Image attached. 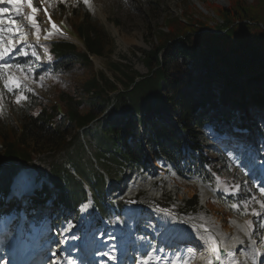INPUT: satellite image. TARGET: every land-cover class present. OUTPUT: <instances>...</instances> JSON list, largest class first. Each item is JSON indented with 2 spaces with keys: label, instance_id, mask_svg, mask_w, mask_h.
I'll use <instances>...</instances> for the list:
<instances>
[{
  "label": "trees",
  "instance_id": "obj_1",
  "mask_svg": "<svg viewBox=\"0 0 264 264\" xmlns=\"http://www.w3.org/2000/svg\"><path fill=\"white\" fill-rule=\"evenodd\" d=\"M227 1L226 6L200 3L217 20L198 7L187 8L183 14L166 19L164 27L153 32L156 38L153 45L140 50L146 73L140 75L126 64L109 60L108 68L117 71L118 77L110 80L100 71L98 75L103 83L94 75L74 89V95L60 91L54 103L64 102V111H60L58 104L46 107L32 100V106L21 112L18 134L0 130V197L7 194L21 166H32L39 174H45L52 183L51 192L46 187L45 190L57 199L54 194L57 183L62 181V186L67 187L64 177L75 179L65 163L70 162L76 172L75 165L79 166L86 151L91 159H85L96 170L93 158L99 169L102 164L108 167L109 161L116 162L114 155L103 154L114 146L122 158L131 162L142 160L144 144L168 159H180V147L184 143L199 149L200 132L196 128L204 123L221 126L219 94L223 82H228L230 70L244 73L253 64V58L243 47L252 45L250 52L264 62V0ZM47 2L53 4L58 14L69 17L83 47L44 29L42 20L35 17L39 34L44 32L49 40L41 45L44 53L41 68L71 72L89 67L90 55H100L108 44L106 35L93 23L81 0ZM32 4L36 9L39 7L37 0H32ZM112 22L117 25L116 21ZM25 91L32 97L31 92ZM110 92H114L113 97L108 96ZM252 102L264 107L261 96L254 95ZM235 103L241 105L239 101ZM109 105L111 108L98 119ZM127 110L138 115L128 114ZM241 124L247 125L245 116H241ZM253 124L254 121L251 128ZM81 128L84 129L78 131ZM28 140L37 148L30 146ZM92 140L97 143L96 149L91 147ZM36 153L39 165L33 163L32 155ZM100 157L104 162L98 161ZM75 181L85 194L81 183Z\"/></svg>",
  "mask_w": 264,
  "mask_h": 264
},
{
  "label": "rangeland",
  "instance_id": "obj_2",
  "mask_svg": "<svg viewBox=\"0 0 264 264\" xmlns=\"http://www.w3.org/2000/svg\"><path fill=\"white\" fill-rule=\"evenodd\" d=\"M41 1L44 8L51 13L53 21L62 25L74 36L75 34L71 28V20L69 17L67 18L64 14H58L52 3H48L46 0ZM81 1L86 10L90 13L93 23L106 35L108 44L100 55H90L91 65L89 67L74 69L71 72H53L49 68H41L43 64V54L37 45L41 39L36 41L37 44L33 41V28L24 20L23 16H17L13 3H10L9 0H0V8L6 10L2 14L5 19L4 27L19 26L22 29L19 35L9 37L13 40L20 39L22 42L17 44L11 53L0 60V65L12 66L10 68L0 69V73H2V77H0V95L3 97V114H0V130L8 129L13 134H18L21 112L25 111V108H28L30 105L32 106V100L35 101L37 105L46 107L51 104H58L60 111H64V102L54 103L60 91L68 95H74V89L81 86L85 80L90 79L94 75L97 77L99 83H103V79L98 75L100 71L105 73V77L110 80H112L113 77H118L119 74L117 71L112 67L108 68L107 64L109 60L117 61L120 64H126L136 70L140 75L146 73L147 69L142 63V54L140 50H148L149 47L153 45L152 40H156L154 35L159 27H164L166 19L183 14L187 8L194 10L195 7H198L200 11L209 14L210 17L212 16L217 20L218 18L209 10H205L200 3L203 2V4L206 5L207 2H210L222 6L228 4L227 0H89L88 4H85L84 0ZM15 2L20 3L22 0H15ZM91 4L97 7L96 13L93 12ZM23 12L27 14L30 13L31 10L25 5ZM38 14L42 19L44 18L42 9L38 10ZM11 20H15L17 24H9L8 21ZM112 21H116L117 25ZM210 23L213 24L214 21H210ZM126 41H128V43H125ZM6 43L7 39L5 40V44ZM251 46L245 45L243 48L244 52L247 53L249 57L253 58L252 66L244 71V73L238 72L237 69L232 68L226 79L228 82H223L224 84H222L220 90V104L218 110L221 111L223 117L221 116L218 122H220L222 118L224 119L222 127L223 133L214 130L210 126H205L200 131L201 141L204 145V156L206 159L212 161L215 168V170L209 167L208 169L206 168L207 174L210 175L211 179H215L217 186H221L232 193L242 194L244 202H247L248 208V214H246L245 218L249 221L250 219L253 221L256 226V230L254 229V236H256L261 244V237H264V228L261 227V224L264 223V210H261L259 203L256 201L264 200V194L260 192V188L264 187V165H262L264 164L262 161L264 159V140L261 141L257 137L256 139L253 138L252 133L249 131L242 133L235 132L232 131L230 127L237 124L238 116L242 115L248 119V122L254 121V126L252 127L254 129L253 133L257 136L260 135L264 137V107H257L252 102V97L254 95L264 98V62L258 60L257 56L250 52ZM256 46L257 44L254 43V47ZM21 49L26 51L27 55L20 54ZM33 52H35L36 55H33ZM231 58L234 59L235 57L231 56ZM16 65H19L20 68L18 69L15 67ZM35 68H41V70L36 72ZM24 76H27V80H24L23 83H26L28 87L32 89V91H28L31 92L32 97L26 95V91L24 90L23 94L26 95L28 99L17 104L15 103V99L16 95L19 94V90L13 88V91L9 92L4 88V83L5 81H9L11 77H20L23 79ZM118 87L121 88L122 86L118 84ZM113 94L114 92H110L108 96L113 97ZM234 100L239 101L241 105L236 107L233 104ZM110 108L111 106L109 105L106 110ZM127 113H130V110H127ZM103 116L104 112L99 115L98 119ZM27 143L33 148H37L31 140H28ZM96 144L97 143L92 140V149H96ZM110 152L111 150L109 149L107 152L104 151L103 154L105 156H110V154L113 153ZM236 153H239L240 156L235 155ZM32 156L34 157V165H39L38 159H35L38 158V154L36 153ZM85 158L91 159L89 151L82 154L79 166L75 165L76 172L81 179L88 184L95 205L102 217H107L108 211L104 204L105 182L103 177L105 175L103 176L102 171L104 169V172L113 179L115 177L111 172H117L121 165H126V162H123L121 156L120 159L115 156L116 162L109 161L107 163L109 165L108 167L102 164L100 169L95 168L93 164L96 169L94 170ZM245 158H250V162L246 163V165L244 161ZM92 160H94V158ZM101 160H104V158H98V161ZM121 160L123 164H120ZM253 161H257L255 167L252 165ZM93 176L96 178L95 184L89 183L94 181ZM30 178H32L31 175ZM26 179L27 177L21 176L19 184L16 182L17 185L15 186L21 185V183H23L21 181H25ZM110 180L111 179L108 178V182ZM64 181L67 183V187H63L62 181H60L57 183V190H54V194L57 198L56 202L61 206L74 210L75 206L85 198V194L71 176L67 175L64 177ZM174 183H176V180H174ZM39 184H36V186L34 185L36 191L33 196L29 197L32 199L31 207L33 209L35 204L43 203L44 199L41 200L40 198L49 196L45 190V186H42L41 190L38 189V187H40ZM160 184L161 192L165 190L164 188L167 185L163 184L162 181H160ZM175 186L176 191H179L180 187L177 185ZM24 188L28 190L30 185H27V187L24 186ZM110 188H114V186ZM183 191L187 193L184 187ZM4 196L6 199H13L14 197L8 194ZM178 198L180 199L181 197L179 196ZM181 202L178 203L177 200L171 204L179 207ZM214 206L208 209L218 210V207ZM200 208L199 206L193 209L198 211ZM252 209L261 211V216L251 215ZM191 214L190 212L189 215ZM216 214V217H220L219 215H221V219L227 221V216L224 212L216 211ZM225 216L226 218H224ZM258 221L261 222L258 223ZM261 246L263 247L264 245L261 244Z\"/></svg>",
  "mask_w": 264,
  "mask_h": 264
},
{
  "label": "snow or ice",
  "instance_id": "obj_3",
  "mask_svg": "<svg viewBox=\"0 0 264 264\" xmlns=\"http://www.w3.org/2000/svg\"><path fill=\"white\" fill-rule=\"evenodd\" d=\"M9 2L13 3V7L15 8L17 16H23L24 20H26L32 28L37 30L34 34L38 38L39 37V25L37 24V21L35 19V15H34L36 13L37 9H36V7L33 6L32 0H22V2H20V3H16L15 0H9ZM88 2H89V0H84L85 4H88ZM25 5L31 9L30 13L25 14L23 12V8ZM5 11H6L5 9L0 8V60H2L6 55L11 53L17 44H20L22 42L20 39L13 40L12 38H9L13 35H19L21 33L22 29L19 26L8 27V28L4 27L5 19H4L2 14ZM49 22L51 23L50 18H49ZM8 23L11 25L17 24V22L15 20L8 21ZM51 26L53 29L58 31V27L55 23H52ZM45 38L47 39L48 37L46 36ZM6 39H7V43L5 44ZM45 52H47V49H45ZM20 54L27 55V52L24 51L23 49H21ZM33 55H36V53L33 52ZM48 58L51 59V56H49ZM10 67H12V66L11 65H0V69L10 68ZM15 67H17L18 69L20 68L19 65H16ZM0 77H2V73H0ZM24 80H27V76H24L23 79H21L20 77H11L9 81H5V83H4V88L9 92H12L13 88L19 90V94L16 95V99H15V103H17V104H20L21 101H25L28 99V97L23 94L24 90L32 91V89L29 88L26 83H23ZM0 114H3V97H2V95H0ZM260 192L262 194H264V187L260 188ZM256 202L259 203L261 210H264V200H259ZM243 203H244V208H243V211L241 214H248L247 202L245 201ZM231 207L239 209L240 205L239 204H233V205H231ZM261 214H262L261 211H257L256 209L251 210V215H253V216H261ZM246 224H247L249 229L252 228V226H253L252 221H246ZM261 227L264 228V223L261 224ZM206 243L209 244V248H210V252H211L212 256L215 258V260L220 261V264H239L238 260L235 258L234 253L231 251L226 252V257H227L226 261L224 258L221 257L220 249L215 246L216 242L212 236H208ZM261 244L264 245V237H261ZM191 251L192 250L189 249V252H191ZM254 252H259V250L256 249V250H254ZM151 256H152V254L148 253L147 258L143 260L142 264H149ZM173 264H175V261H173ZM185 264H186V262H185ZM205 264H212V259L211 258L207 259Z\"/></svg>",
  "mask_w": 264,
  "mask_h": 264
},
{
  "label": "bare ground",
  "instance_id": "obj_4",
  "mask_svg": "<svg viewBox=\"0 0 264 264\" xmlns=\"http://www.w3.org/2000/svg\"><path fill=\"white\" fill-rule=\"evenodd\" d=\"M92 10L94 13H96V6L92 5ZM50 13V12H49ZM51 14V13H50ZM125 43H128V41H126ZM254 130V129H253ZM32 172V171H29ZM32 177V175H31ZM18 181L20 179H17ZM175 179H170L169 184H173ZM21 182H25L24 184L21 183L20 187H22V191H26L27 185H30V181L29 180H25V181H21ZM17 185L16 183L13 185L15 186ZM184 187V186H183ZM184 189L187 192V195H191L192 194V190L190 188L184 187ZM152 194V193H151ZM188 195V196H189ZM201 201L204 202L205 207L211 208V206L213 207V205H211L210 203V195L209 193H207L205 190H201V192L199 193ZM207 220L210 222H212V225L214 227V235L212 236L215 239L216 242V247L218 246V248H222L223 253L226 254L227 251H231L234 253L235 258L238 260L239 264H257L256 261H253L251 254L248 251V248H250L251 250L254 249V241H253V235L251 234V228L249 229L247 224H245V233L242 232V226H239L237 224L236 219L232 218L231 216H227V221H223L221 219V217H216V215L211 214ZM206 220V214L205 212H203V210H199L197 213H195L192 217H190V221H192L193 223H195V225L198 226V224H203ZM200 222V223H199ZM224 222V224L222 223ZM231 225V226H230ZM202 227V226H198ZM232 232L233 236H235V239L233 241H225L226 237H223L222 234H226L229 232ZM170 238H174L173 234L169 235ZM203 246V249H205L200 255L197 256H193V261L190 264H205L206 260L211 258L212 259V264H216L213 263V259L215 260V258L212 256L211 252H210V248L204 244H201ZM244 247H248L247 249ZM202 249V250H203ZM222 258L227 259L226 256H221ZM220 264V261H218Z\"/></svg>",
  "mask_w": 264,
  "mask_h": 264
}]
</instances>
